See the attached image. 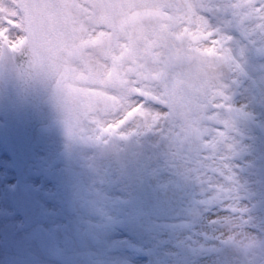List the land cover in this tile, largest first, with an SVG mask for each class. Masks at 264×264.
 <instances>
[{"label": "flooded vegetation", "instance_id": "af4514ba", "mask_svg": "<svg viewBox=\"0 0 264 264\" xmlns=\"http://www.w3.org/2000/svg\"><path fill=\"white\" fill-rule=\"evenodd\" d=\"M22 3L0 0V122L9 128L12 120L16 142L8 138L0 145L12 177L0 183V264H264L259 42L224 27L241 66L231 74L230 56L219 50L223 44L213 29L179 18L176 5L187 6V0H60L61 19L70 24L60 31L53 55L57 76L41 95L38 117L39 124L49 121L43 135L67 121L60 130L66 136L62 151L70 147L76 155L69 160L81 163L75 174L61 176L62 200L53 209L49 200L34 197L44 190L41 176L50 168L30 160L37 129L26 151L14 129L21 111L14 58L28 29L26 17L18 41L15 12L24 10ZM226 19L222 14L213 25ZM229 76L231 104L244 113L230 132L240 206L247 209L239 215L213 205L219 193L198 182L188 148L177 149L175 137L156 127L166 113L144 114ZM72 120L79 127L68 128Z\"/></svg>", "mask_w": 264, "mask_h": 264}, {"label": "snow or ice", "instance_id": "6c2138e0", "mask_svg": "<svg viewBox=\"0 0 264 264\" xmlns=\"http://www.w3.org/2000/svg\"><path fill=\"white\" fill-rule=\"evenodd\" d=\"M54 6L56 0H36L33 7L39 23H47V13ZM175 10L180 19L213 29V36L223 44L219 50L230 56L231 74L239 72L241 66L233 55L234 38L225 33L224 27H234L246 40L259 42L264 52V0H223L220 4L187 0V6L177 3ZM222 14L227 16L224 23L213 25V19ZM229 79L230 76L211 80L202 92L186 90L174 105H158L166 115L156 127L167 137H175L172 143L177 149L188 148V159L193 165L190 170L198 182L207 192L219 193L218 202L213 205L239 215L247 209L240 206V186L231 162L236 155L235 142L230 132L234 131V118L244 113L231 104ZM193 129L195 135L191 136Z\"/></svg>", "mask_w": 264, "mask_h": 264}, {"label": "water", "instance_id": "95a60500", "mask_svg": "<svg viewBox=\"0 0 264 264\" xmlns=\"http://www.w3.org/2000/svg\"><path fill=\"white\" fill-rule=\"evenodd\" d=\"M59 2L56 0L57 6L47 13L46 24L37 20L33 7L36 0L24 2L29 20V41L14 58L20 74L16 96L22 108L14 121L19 141L24 148L38 124L40 96L57 75L52 57L60 38L59 31L69 25V21L59 17Z\"/></svg>", "mask_w": 264, "mask_h": 264}, {"label": "rangeland", "instance_id": "374dc122", "mask_svg": "<svg viewBox=\"0 0 264 264\" xmlns=\"http://www.w3.org/2000/svg\"><path fill=\"white\" fill-rule=\"evenodd\" d=\"M15 18L18 19V23H17V28H18V37L17 39H19L18 41L21 40V37L24 35L23 30H22V25H24L25 22V18H26V14L25 11L22 9V7H19L18 12H15ZM21 20L23 21V23L21 22ZM4 22L8 21V20H3ZM3 23V22H2ZM3 25V24H2ZM5 27V25L3 26V28ZM190 55H192L193 53H189ZM8 60L4 59L3 63H7ZM10 73L12 74L11 68L9 69ZM16 79V77H15ZM163 112L160 111V109H152L145 111L144 114H146V116H149L151 114L153 115H159ZM72 121H69V126L68 128H75V127H79L76 126L78 124H74ZM67 121L62 120V121H58L57 125L49 127L48 130L49 131H44L46 133V135H43L41 133L42 129H47L48 127H46L49 124L48 120L45 119H41L39 126L37 127V130L35 132L34 138H33V150H31V162H45V163H49L50 164V168H47L45 170H43V176L42 172L40 171V173L38 174L39 176H41V180L40 182L42 183V188L44 189L43 191L40 190H36V192H42L37 194L35 197L36 202H43L46 203V201L49 200V202L51 203L50 208L53 209H57L59 208V203L62 200V196H61V190H60V178L61 176H69L70 173H76V170L78 167V164L81 163V161L78 160V163H75V161H71L69 160L72 156L76 155L74 153V151L68 147L66 152L62 151V145L65 144V140H66V136H64V134L62 132H60V130L64 127V124ZM2 122H0V145L3 148V142L1 141H6L8 138H10V143L11 144H15V139L13 136L10 135V130L12 129V120L10 119V125L8 126L9 128H5V127H1ZM8 134V136L6 135ZM3 137L5 140H3ZM3 150L4 149H0V183L4 182V178H10L9 180H7L8 182L11 181V176H6V174L8 172H10V162L7 159V156L3 155ZM62 151V152H61ZM150 154L152 153H147V159L150 157ZM61 155H65V160L60 159ZM81 158V156H80ZM84 158L91 160V155L87 154L84 156ZM74 159H78L75 158ZM69 161V163H68ZM63 167H67V169H63ZM70 169V170H69ZM66 171V172H62V171ZM78 172V171H77ZM65 173V174H63ZM84 176H86V172H84ZM90 172H88L89 174ZM38 179H34L31 180L34 184H37ZM73 184H75L74 181H72ZM60 193V194H59ZM44 200V201H43Z\"/></svg>", "mask_w": 264, "mask_h": 264}]
</instances>
